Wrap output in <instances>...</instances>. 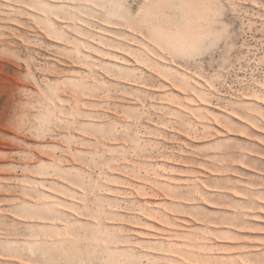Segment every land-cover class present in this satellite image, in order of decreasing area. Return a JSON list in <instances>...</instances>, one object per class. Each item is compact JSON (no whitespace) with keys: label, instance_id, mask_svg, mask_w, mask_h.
<instances>
[{"label":"rangeland","instance_id":"374dc122","mask_svg":"<svg viewBox=\"0 0 264 264\" xmlns=\"http://www.w3.org/2000/svg\"><path fill=\"white\" fill-rule=\"evenodd\" d=\"M186 2L165 27L216 54L178 64L196 77L181 91L175 79L142 89L144 71L125 59L133 37L120 42L131 22L112 0H54L61 22L85 25L61 39L39 30L38 0H0V264H264V97L197 91L201 75L213 88L220 71L256 78L264 12L260 0ZM217 17L233 29L227 52L206 46ZM173 72L162 58L146 79Z\"/></svg>","mask_w":264,"mask_h":264},{"label":"snow or ice","instance_id":"6c2138e0","mask_svg":"<svg viewBox=\"0 0 264 264\" xmlns=\"http://www.w3.org/2000/svg\"><path fill=\"white\" fill-rule=\"evenodd\" d=\"M224 4V9L227 7L231 9L233 5L239 7L236 3V0H221ZM54 0H38V3L33 6V9H40L42 14L37 15V19L44 25L43 28L39 30L42 33H51L49 36L50 39H61L62 36H71V33L68 32V26L80 27L82 30H85V25L83 22H77L75 20L69 19L67 15L64 16L63 22H61V14H56L54 11H50V8H53ZM113 8L122 16H126L127 19L131 22V27L128 24L123 25L125 31L121 33L120 42L123 43L126 37L131 36L133 39L128 42V47L131 48V51L125 53V59L128 56L132 57V63L134 66H140L145 73V82L142 84L143 90H148L149 88L160 89L162 85L167 82L168 88H174L175 85L172 84V79L176 80V83L181 85V91H184L185 88L196 87L194 81L196 77L193 73H189L187 70H180L178 64H186L188 67H192L191 58L200 60L202 57L214 56L215 52H207L201 57V53L204 51L201 48L199 43H195L191 46H184L177 42L174 39L173 32L169 31L165 27V22L175 23L183 20V17L190 7V4L186 0H112ZM259 6L261 7L262 12H264V0H260ZM166 13V15H165ZM34 14H36L34 12ZM150 17L152 23L149 27H145L141 22L146 18ZM35 23V22H34ZM103 25L98 24L97 28L102 27ZM135 29V31H133ZM233 29L229 26V22L226 18L222 19L221 17L216 18V33L217 36L214 39L208 40L206 46L208 48H215L217 46V40L220 41L218 47L225 49V44H231L232 41L229 40V37ZM140 40L138 44L136 41ZM144 45H147L146 48ZM148 49H151L149 51ZM167 49V52L165 51ZM119 52V49H117ZM139 57V59L137 58ZM162 58L168 61L169 66L174 67V72L171 74V79L169 74H165L164 77H159V73H155L153 80L147 81V76L153 74V69L155 65L162 63ZM143 62V63H142ZM31 63V62H30ZM149 64L153 65V69L149 68ZM33 71H36V68H33ZM176 71H181V75H175ZM117 74V78H118ZM243 77V83L241 80H225L220 79V77L225 76L224 71H220L218 74L214 73L210 79L213 80L215 88L211 84H206L201 75L200 82L203 85L202 88L197 89V91L204 92L208 89H211V95H217V89L220 93V98H226L223 94H227L231 90V95H235L236 89H240V98L243 99V94L245 91L249 93L251 97L252 90H255L260 95L256 97H251L252 100L261 99L264 97V61L261 62V71L256 74V78L253 79L252 76L244 74L242 71L238 74ZM137 78L139 79L138 75ZM186 78V79H185ZM256 79L260 81L259 84L256 83ZM44 87L43 85H40ZM47 91V88H45ZM190 95L195 97V93L189 92ZM215 103V101H213ZM261 110H264V99L261 100L259 105ZM236 111H241V119L244 116L250 115V110L248 109H236L231 113L235 115ZM224 112L228 114V108L224 109ZM259 119V117H255ZM260 139L258 141L260 146V153L264 154V119H260ZM219 123V121H216ZM247 123V121H245ZM251 128L256 129V125L252 124ZM241 135H248L250 139H254L255 132L251 133H241ZM247 149L243 150V154L247 155ZM254 151V150H253ZM248 161H245V166H247ZM259 166L264 170V158L259 160ZM238 195V194H237ZM196 215L195 213L193 214ZM203 216V213L200 214Z\"/></svg>","mask_w":264,"mask_h":264}]
</instances>
